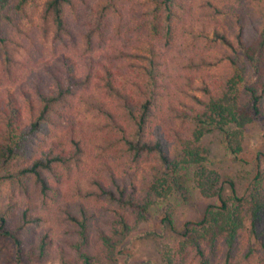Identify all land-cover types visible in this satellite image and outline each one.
<instances>
[{"label":"trees","instance_id":"obj_1","mask_svg":"<svg viewBox=\"0 0 264 264\" xmlns=\"http://www.w3.org/2000/svg\"><path fill=\"white\" fill-rule=\"evenodd\" d=\"M30 31L44 51L27 75ZM21 76L31 83L14 92ZM252 121L264 125V0H0V169L25 197L0 200V237L16 264L26 241L43 257L57 229L82 264L111 256L189 167L217 201L182 225L162 264H264V151L239 196L202 143L217 129L237 157Z\"/></svg>","mask_w":264,"mask_h":264},{"label":"rangeland","instance_id":"obj_2","mask_svg":"<svg viewBox=\"0 0 264 264\" xmlns=\"http://www.w3.org/2000/svg\"><path fill=\"white\" fill-rule=\"evenodd\" d=\"M90 6H81L76 15L70 16L69 25L75 38H79L84 31ZM33 31H30L29 38L24 39L25 49L22 60V69L27 71V75L33 71V61L39 57L43 51L33 38ZM32 75H30V78ZM29 76L23 77L13 82L14 92H18L24 84L29 87L31 83ZM23 85V86H24ZM68 113L72 114V109ZM67 117V110L65 111ZM202 143L207 149L206 164L217 171L221 176L227 177L233 182L239 196L246 194L247 185L255 173L256 154L264 151V125L259 121H252L245 126L243 134L242 151L237 157L232 156L225 148L222 141V133L213 129L202 137ZM8 169H0V200L6 201L11 192L15 191L19 201H24L16 191V182L12 178L7 179ZM9 173V177H10ZM32 191V192H31ZM29 196L35 197L34 190ZM230 189L226 185L224 194L229 193ZM9 195V196H8ZM14 198V196H12ZM215 196H205L197 187L193 177L192 168H187L183 174L180 185L164 200L150 206L149 216L133 225L131 231L126 235H119L118 244L112 255L107 257L101 250H95V257L91 264H162L163 252L176 244L180 238L182 225L187 221L200 219L208 204L215 203ZM38 210L54 218L55 207L46 208L40 206L37 201ZM10 208V213L13 212ZM170 213L171 224L165 225L162 221L164 212ZM8 212V213H9ZM9 213V214H10ZM57 223V222H55ZM8 224L13 226V221L9 219ZM55 238L51 248L43 257L35 258L31 255L33 243L25 242L23 256L27 264H82L83 260L79 257L76 250L69 244L57 237L59 229L55 231ZM60 236H63L60 234ZM76 237V236H75ZM130 243L129 251L123 254L118 253V249H123ZM0 264H16L14 261V249L8 240L0 237Z\"/></svg>","mask_w":264,"mask_h":264}]
</instances>
